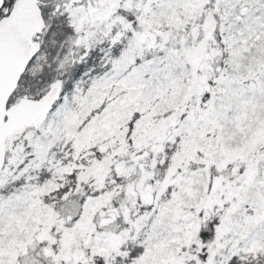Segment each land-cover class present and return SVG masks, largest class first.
Instances as JSON below:
<instances>
[{
  "label": "snow or ice",
  "instance_id": "obj_1",
  "mask_svg": "<svg viewBox=\"0 0 264 264\" xmlns=\"http://www.w3.org/2000/svg\"><path fill=\"white\" fill-rule=\"evenodd\" d=\"M0 264H264V0H0Z\"/></svg>",
  "mask_w": 264,
  "mask_h": 264
}]
</instances>
